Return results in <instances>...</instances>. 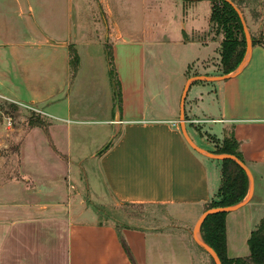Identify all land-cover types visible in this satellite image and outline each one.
<instances>
[{"label":"crops","instance_id":"1","mask_svg":"<svg viewBox=\"0 0 264 264\" xmlns=\"http://www.w3.org/2000/svg\"><path fill=\"white\" fill-rule=\"evenodd\" d=\"M182 1L208 19L174 40L150 22L147 0H0V99L39 108L49 124L28 127L21 139V182L0 184V264H197L188 237L99 222L67 184H78L84 161L95 160L114 200L169 206L187 225L216 200L222 162L190 147L180 116L191 79L224 76L223 36L211 27L212 0ZM71 46L80 58L75 76ZM94 46L107 60L111 46L121 109L110 66L112 85L107 93L99 88L104 98L93 104L99 110L75 90L82 52ZM185 117L190 138L206 151L217 152L232 135L253 174L252 200L226 217L228 256L247 258L251 233L264 219V46L253 45L232 78L194 81ZM96 123L105 127L98 134L79 126Z\"/></svg>","mask_w":264,"mask_h":264},{"label":"rangeland","instance_id":"2","mask_svg":"<svg viewBox=\"0 0 264 264\" xmlns=\"http://www.w3.org/2000/svg\"><path fill=\"white\" fill-rule=\"evenodd\" d=\"M171 2L169 0H147L148 9L154 14L150 22L154 23L157 31H170L176 37L191 36L192 29L196 26L204 25L208 19V13L203 10H195L194 4H188L182 0ZM209 2L210 0H203ZM244 6V16L251 35L257 40L264 42V0H242ZM200 3V2H199ZM203 3V2H202ZM167 15L171 20V25L164 24L162 16ZM207 17V19H206ZM182 22L185 24V31L182 29ZM180 28L181 32L180 33ZM183 34V36H182ZM186 35V36H184ZM180 49V48H179ZM179 51V50H177ZM194 47L185 49V56L194 54ZM108 56L111 52V46H107ZM84 63L82 65V75L76 83L78 96L81 98L87 94L85 105L91 110H99V106L94 107L95 98H104L107 88L111 87L112 82L109 79V65L107 57L97 46L85 48L82 52ZM103 88L99 95V88ZM84 101V100H83ZM82 102V100H80ZM35 115L27 106H21L6 102L0 99V184L20 181L21 176L18 170L19 165V144L28 130L29 119ZM41 117L46 120L45 116ZM102 119L95 117L94 120ZM74 125V124H73ZM79 126L89 127L90 131L98 134L104 130L103 124H81ZM230 139L227 133L225 139ZM224 140L220 143L224 144ZM220 148V147H219ZM218 148V149H219ZM35 165H29V169H35ZM44 166H42L43 168ZM80 167V166H78ZM82 178L78 184L67 182L68 188L75 189L78 200L84 202L87 209L93 211L99 222H109L122 228L125 226L141 228L159 232L163 235L186 236L195 248L197 264H214L212 258L203 251L194 240L195 221L192 224H186L181 217L182 213L176 214L169 206L162 205H131L114 200L109 191L102 182L100 174L97 172L96 161L87 159L82 166ZM84 170V171H83ZM2 174V176H1ZM21 182V181H20ZM24 183V182H23ZM21 183V185L23 184ZM44 183V182H41ZM92 189L89 191V188ZM94 189V191H93Z\"/></svg>","mask_w":264,"mask_h":264},{"label":"trees","instance_id":"3","mask_svg":"<svg viewBox=\"0 0 264 264\" xmlns=\"http://www.w3.org/2000/svg\"><path fill=\"white\" fill-rule=\"evenodd\" d=\"M233 1L244 14V1ZM212 2L213 8L210 17L211 27L216 34L223 36L221 44V69L224 75H230L242 65L248 54L244 27L238 12L230 3L225 0H212ZM252 40L253 45L260 44L264 46V42L257 40L253 35ZM69 55L71 73L75 76L80 65V58L73 46L69 49ZM108 62L111 67V76L114 84L118 87V100L121 109V84L114 70L113 53L109 54ZM29 126L41 127L47 130L49 124L40 116L33 115L29 119ZM215 154L233 155L245 163L239 151V144L232 135L230 139L226 138L224 140L223 146L217 150ZM249 186V179L246 173L237 163L231 160L222 162L221 186L216 200L209 203L206 210L231 207L243 202L248 195ZM227 215L228 214H218L206 220L201 228V237L203 241L215 250L222 264H264V219L251 233L248 241L250 249L249 257L232 259L228 256L227 249Z\"/></svg>","mask_w":264,"mask_h":264},{"label":"water","instance_id":"4","mask_svg":"<svg viewBox=\"0 0 264 264\" xmlns=\"http://www.w3.org/2000/svg\"><path fill=\"white\" fill-rule=\"evenodd\" d=\"M189 1H199V0H189ZM228 3H230L238 12L243 27H244V34L246 37V43H247V57L244 60V62L242 63V65L235 71L233 72L234 74H230V75H224L221 77H217V78H207V77H195L193 79H191L185 90L183 93V97H182V102H181V116H180V125H181V131L183 133V136L185 138V140L187 141V143L190 145V147L197 152L198 154L210 159V160H215V161H227V160H231L234 161L235 163H237L240 168H242L244 170V172L246 173L248 179H249V192L248 195L246 197V199L234 206L231 207H226V208H213V209H209L206 210L202 216L199 218V220L197 221L195 228H194V240L196 242V244L203 250L205 251L213 260V262L215 264H222L220 257L218 256V254L215 252V250L213 248H211L208 244H206L202 237H201V228L203 226V224L206 222V220L214 215H218V214H229L232 212H235L243 207H245L253 198V193H254V177L253 174L250 170V168L247 166V164H245L243 161L239 160L237 157L233 156V155H219V154H215L209 151H206L202 148H200L197 144L194 143V141L190 138L188 132H187V128H186V117H185V101L190 89L191 84L195 81H225L228 80L230 78H232L233 76L239 74L243 68L245 67V65L247 64V58L248 56L251 55L252 50H253V40H252V35L250 32V29L248 27V24L246 22V19L244 17V14L242 13V11L239 9V7L236 5V3L233 0H225Z\"/></svg>","mask_w":264,"mask_h":264},{"label":"built area","instance_id":"5","mask_svg":"<svg viewBox=\"0 0 264 264\" xmlns=\"http://www.w3.org/2000/svg\"><path fill=\"white\" fill-rule=\"evenodd\" d=\"M27 108L30 109V110H32L33 113H34L36 116H40V117H41V115H42V116L47 117V114H46L44 111H42V110H40L39 108H37V107H34V106H27ZM41 118H42V117H41Z\"/></svg>","mask_w":264,"mask_h":264}]
</instances>
